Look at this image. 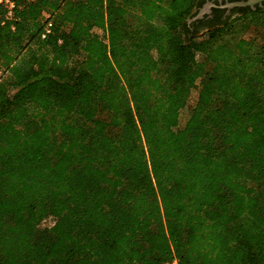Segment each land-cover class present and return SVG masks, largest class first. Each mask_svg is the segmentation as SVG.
Masks as SVG:
<instances>
[{
	"label": "trees",
	"instance_id": "1",
	"mask_svg": "<svg viewBox=\"0 0 264 264\" xmlns=\"http://www.w3.org/2000/svg\"><path fill=\"white\" fill-rule=\"evenodd\" d=\"M201 1L0 3V264H264V7Z\"/></svg>",
	"mask_w": 264,
	"mask_h": 264
},
{
	"label": "flooded vegetation",
	"instance_id": "2",
	"mask_svg": "<svg viewBox=\"0 0 264 264\" xmlns=\"http://www.w3.org/2000/svg\"><path fill=\"white\" fill-rule=\"evenodd\" d=\"M238 1L247 0H202L200 5L195 8L193 15L188 22L191 23L195 21L196 27L203 30L211 22H215L218 19H224L226 16H234L237 13V10L242 7H250L251 9L264 7V0H254L249 4H235V2ZM199 13L200 16H196ZM198 25L203 26L204 28L199 27Z\"/></svg>",
	"mask_w": 264,
	"mask_h": 264
},
{
	"label": "rangeland",
	"instance_id": "3",
	"mask_svg": "<svg viewBox=\"0 0 264 264\" xmlns=\"http://www.w3.org/2000/svg\"><path fill=\"white\" fill-rule=\"evenodd\" d=\"M203 10V9H201ZM200 10V11H201ZM136 18L132 17V20L134 21ZM249 30H253V28H250ZM94 31L101 37H104V32L101 29H97L95 28ZM203 33L202 30L198 31L197 35H201ZM198 57L200 56V54L197 55ZM199 81V78H196L194 80V84H197ZM196 94H197V89L196 87H190L189 91H188V100H187V105H185L184 107L180 108L178 111V126L182 127L188 117V105H190L191 103L194 102L195 98H196ZM103 118H108L109 115L107 113L102 114ZM109 120V119H106ZM248 185H252L254 187H256L258 185V183L256 182H247ZM51 223V219H46L41 225H48Z\"/></svg>",
	"mask_w": 264,
	"mask_h": 264
},
{
	"label": "built area",
	"instance_id": "4",
	"mask_svg": "<svg viewBox=\"0 0 264 264\" xmlns=\"http://www.w3.org/2000/svg\"><path fill=\"white\" fill-rule=\"evenodd\" d=\"M0 3L4 4V5L9 9L8 14H10V9H11V8L13 7V5H14V0H0ZM43 35H44V34H43ZM46 219H51V223L48 224V225H51L52 222H53V219H52L51 217L44 218V219L41 221V224H42ZM171 264H179V263L177 262V260H176L175 258H173V259L171 260Z\"/></svg>",
	"mask_w": 264,
	"mask_h": 264
},
{
	"label": "water",
	"instance_id": "5",
	"mask_svg": "<svg viewBox=\"0 0 264 264\" xmlns=\"http://www.w3.org/2000/svg\"><path fill=\"white\" fill-rule=\"evenodd\" d=\"M252 1H254V0L238 1V2H235V4H249V3H251ZM257 1H259V0H257ZM233 4H234V3H233ZM196 16H200V13L197 14Z\"/></svg>",
	"mask_w": 264,
	"mask_h": 264
}]
</instances>
